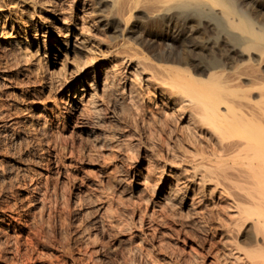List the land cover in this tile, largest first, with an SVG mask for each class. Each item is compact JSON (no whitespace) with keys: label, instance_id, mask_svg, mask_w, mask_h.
Returning <instances> with one entry per match:
<instances>
[{"label":"rangeland","instance_id":"374dc122","mask_svg":"<svg viewBox=\"0 0 264 264\" xmlns=\"http://www.w3.org/2000/svg\"><path fill=\"white\" fill-rule=\"evenodd\" d=\"M99 1L0 0V36L16 40L0 48V124L16 123L0 137V206L14 217L0 223V264H224L230 200L190 178L216 139L180 117L190 102L164 106L144 80L166 49L153 7Z\"/></svg>","mask_w":264,"mask_h":264},{"label":"bare ground","instance_id":"6f19581e","mask_svg":"<svg viewBox=\"0 0 264 264\" xmlns=\"http://www.w3.org/2000/svg\"><path fill=\"white\" fill-rule=\"evenodd\" d=\"M126 1L137 8L141 3L153 7L146 23H153L157 42L166 46L156 55V60L162 62L158 73L163 77L151 73L144 80L156 85L159 92L155 90V96L161 97L164 106L170 107L176 97L190 102L193 113L180 117L187 116L188 120L193 116L191 120L196 123L192 124L212 131L216 139L217 149L192 156L190 178L198 179L202 185L214 183V187L222 190L218 191L220 196L230 200L229 223L236 237L225 254V260H231L224 264H264V0ZM8 33L0 36L4 55L16 52V40ZM101 78L105 84L109 83V77ZM162 90L168 94L162 96ZM180 109L181 106L178 113L184 110ZM45 118L37 119L35 126H43ZM14 122L0 124V137L13 134ZM79 126L90 135L96 130L94 123L85 117H81ZM241 128L244 134L230 141L229 138L234 140L231 132L237 135L236 130ZM191 200L187 205L192 208L195 201ZM13 218L8 209L0 206V223L11 225ZM1 243L0 252H5ZM18 243L13 249L15 255Z\"/></svg>","mask_w":264,"mask_h":264}]
</instances>
